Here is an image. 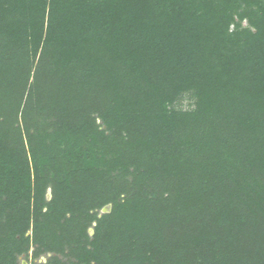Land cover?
<instances>
[{"label": "trees", "instance_id": "obj_1", "mask_svg": "<svg viewBox=\"0 0 264 264\" xmlns=\"http://www.w3.org/2000/svg\"><path fill=\"white\" fill-rule=\"evenodd\" d=\"M0 264H264V0H0Z\"/></svg>", "mask_w": 264, "mask_h": 264}, {"label": "rangeland", "instance_id": "obj_2", "mask_svg": "<svg viewBox=\"0 0 264 264\" xmlns=\"http://www.w3.org/2000/svg\"><path fill=\"white\" fill-rule=\"evenodd\" d=\"M243 25H246L245 22H243ZM193 97L190 93H184L181 98L176 102L175 107L181 108V109H187L190 108L193 104ZM23 262L24 260L21 259Z\"/></svg>", "mask_w": 264, "mask_h": 264}, {"label": "water", "instance_id": "obj_3", "mask_svg": "<svg viewBox=\"0 0 264 264\" xmlns=\"http://www.w3.org/2000/svg\"><path fill=\"white\" fill-rule=\"evenodd\" d=\"M109 210H110V205H107L101 209V212L104 213V212H108ZM90 231L92 232V229H90Z\"/></svg>", "mask_w": 264, "mask_h": 264}, {"label": "built area", "instance_id": "obj_4", "mask_svg": "<svg viewBox=\"0 0 264 264\" xmlns=\"http://www.w3.org/2000/svg\"><path fill=\"white\" fill-rule=\"evenodd\" d=\"M40 261H43L44 262L45 261V258L44 257H41L40 258Z\"/></svg>", "mask_w": 264, "mask_h": 264}, {"label": "flooded vegetation", "instance_id": "obj_5", "mask_svg": "<svg viewBox=\"0 0 264 264\" xmlns=\"http://www.w3.org/2000/svg\"><path fill=\"white\" fill-rule=\"evenodd\" d=\"M24 262V261H23ZM25 263V262H24Z\"/></svg>", "mask_w": 264, "mask_h": 264}]
</instances>
